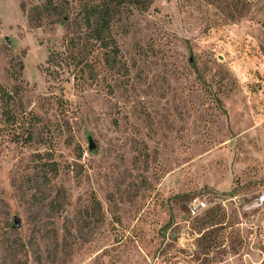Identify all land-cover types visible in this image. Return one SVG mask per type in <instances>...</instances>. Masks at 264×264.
<instances>
[{"label":"rangeland","instance_id":"obj_1","mask_svg":"<svg viewBox=\"0 0 264 264\" xmlns=\"http://www.w3.org/2000/svg\"><path fill=\"white\" fill-rule=\"evenodd\" d=\"M46 2L0 0V264H264V0L111 3L52 78L102 0Z\"/></svg>","mask_w":264,"mask_h":264},{"label":"trees","instance_id":"obj_2","mask_svg":"<svg viewBox=\"0 0 264 264\" xmlns=\"http://www.w3.org/2000/svg\"><path fill=\"white\" fill-rule=\"evenodd\" d=\"M111 3L120 5L121 0H102L100 3L83 4L77 15H80L78 25L81 32L78 35H70L66 37V48L64 52L50 51L44 68L45 73L49 77H53L54 73L60 75L67 72H83L85 68H91L89 62V53L94 49L110 50L116 46L111 35V17L113 10ZM134 6L139 5V0H133ZM52 5L50 0L45 5ZM115 49V48H114ZM74 74L73 78L77 77ZM77 82V80H76ZM77 86V84H76ZM1 101L8 102L13 95L7 90L2 89L0 94ZM11 115V112H6Z\"/></svg>","mask_w":264,"mask_h":264},{"label":"built area","instance_id":"obj_3","mask_svg":"<svg viewBox=\"0 0 264 264\" xmlns=\"http://www.w3.org/2000/svg\"><path fill=\"white\" fill-rule=\"evenodd\" d=\"M207 202L205 200L193 199L190 204L189 208L192 213H196L199 210L206 207ZM264 205V192L262 191L258 195H256L249 203L245 204L246 209H256Z\"/></svg>","mask_w":264,"mask_h":264},{"label":"water","instance_id":"obj_4","mask_svg":"<svg viewBox=\"0 0 264 264\" xmlns=\"http://www.w3.org/2000/svg\"><path fill=\"white\" fill-rule=\"evenodd\" d=\"M89 149L90 150L94 149V144H93L92 141L89 142ZM14 223H15L16 226L20 225V221H19L18 217H14Z\"/></svg>","mask_w":264,"mask_h":264}]
</instances>
